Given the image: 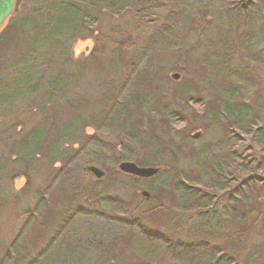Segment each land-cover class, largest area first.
<instances>
[{
    "label": "rangeland",
    "instance_id": "1",
    "mask_svg": "<svg viewBox=\"0 0 264 264\" xmlns=\"http://www.w3.org/2000/svg\"><path fill=\"white\" fill-rule=\"evenodd\" d=\"M28 1L25 12L30 3L37 2ZM137 1L120 0L111 15L94 8L89 28L76 34L68 53L56 55L40 68L41 73L31 82L37 79L38 88L26 95V101L11 105L16 97L4 91V74L8 73L4 67L26 51L32 33L27 29L22 43L5 57L0 52V264H193L191 257L170 251L176 241H189L186 220L193 215L186 214L180 193L172 189V180L177 174L197 180L205 161L215 163L226 156L229 163L233 156L236 164V169L228 172L236 179L228 190L248 175L261 176L255 169L261 156L259 148L250 135L239 133L236 125L251 122L253 129H264V41L257 43L251 27L243 25L232 33L230 50L227 47L216 52L211 49L215 39L227 36L216 18L200 10L181 18L175 13L168 17V7L136 13ZM167 20L171 22L165 42L168 45L152 51L145 59L148 68L139 66L132 81L147 76L152 99L163 97L172 114L171 131L163 138L159 132L157 136L178 147V152L170 153L168 161L139 166L131 159L136 155L146 158L145 152L111 130L86 127L85 133L94 137L92 140L73 148L74 143L65 138L59 147L65 162L72 156L71 148L78 154L58 179L55 167L59 165L50 167L48 157L60 132L71 131L69 124L75 119L96 121L103 110L105 92L114 91L112 87L126 80L131 71L126 63L141 53ZM220 41L223 45L224 40ZM40 53L39 47L28 49L25 55L30 61L25 67L33 70L40 65ZM210 60L224 61L225 72H218L216 67L209 71ZM173 74L179 78L173 80ZM25 82L26 78L20 81ZM51 88L55 89L53 94ZM184 88L191 90L186 100H173L172 93ZM210 101L222 112L220 118L228 110L234 128L227 141L222 139V126L202 113ZM238 107L248 112H238ZM34 130L38 131L33 137L41 138L38 155L31 158L32 148L26 145ZM196 131L202 136L193 140L190 135ZM137 139L143 145L142 133ZM201 150L206 151V158L196 162L194 152ZM249 161L250 173L238 170V165L244 168ZM121 162L157 168L159 172L150 178H133L118 169ZM86 166L97 167L104 176L96 179L84 170ZM204 191L206 196L213 193ZM39 201L41 207L37 206ZM220 204H225L224 197ZM63 221L67 228H62ZM199 258V264H204L203 256Z\"/></svg>",
    "mask_w": 264,
    "mask_h": 264
},
{
    "label": "trees",
    "instance_id": "2",
    "mask_svg": "<svg viewBox=\"0 0 264 264\" xmlns=\"http://www.w3.org/2000/svg\"><path fill=\"white\" fill-rule=\"evenodd\" d=\"M119 1L37 0V2L30 3L28 12H25L29 1L22 0L17 13L8 19L9 21L13 20V22L5 23L4 31L0 29V52H4V57L10 53L11 48L14 50L18 48L22 43L20 39H23L27 29L32 33L29 36L30 45L26 47V51L19 52L20 56L10 59V63L4 67V72L10 73L4 74V91L7 90L6 94L16 97L11 105L17 100L26 101L29 97L26 95L36 92L38 80L36 79L34 83L31 82L37 77L40 68L49 65L56 55L68 53L76 34L78 35L80 31L84 32L87 27L89 28L90 21L88 19H90L94 8L111 15L115 13ZM136 5V13H148L156 11L157 8L165 10L168 7L170 10L168 17H173L176 14L181 18L183 15L188 16L187 13L189 12H196V10L208 13L219 21L222 34H227L225 38L224 36L221 38L224 40L223 45L219 38L215 39L216 43L213 42L211 49L216 52L227 47L229 49L232 33L243 25L251 27L257 43L264 41V0H138ZM168 17L166 18L168 19ZM167 21L156 30L157 33L151 36L141 53L131 57L126 63L131 68L126 80H123L118 87H112L114 91L107 90L105 92L102 98L104 100L103 110L100 111V116L96 121L92 123L90 119H87V123H84L80 119H75L69 124L71 131L68 130V133L60 132L48 157L50 167L59 165L54 166L56 168L55 176L58 179L64 170H68L67 164L78 154L74 151L75 149L71 148L69 152L72 153V156L65 162L62 156L63 151L59 147L65 138L71 141L70 144L74 143L73 148L77 147L76 144L83 146L92 140L94 137H87L88 135L85 133L86 127L92 128L94 131L111 130L138 148L139 152H145L146 156L144 157L146 158H143L142 155H136L131 159L139 166H152L156 161L158 164L168 161L170 153L176 154L178 152L176 149L178 147L173 144L168 145L164 139L160 138L161 136L163 138L165 134L167 136V133L171 131L170 125L172 123V114L165 105L163 97L159 95L157 99L155 97L152 99L153 93L147 88L149 85L147 76H140L135 82L132 81L135 72L139 70V66L143 69L148 68L149 65L146 66L145 63L146 57L156 48L160 46L165 48L168 45L165 42H167V33H171V22L170 20ZM38 47L42 50V53L37 57L41 63L30 70L25 67L30 61L28 58L30 56L25 54L28 49ZM223 62L221 60H216L215 63L208 62L209 71L216 67L218 72H225ZM115 63L113 62V64ZM21 68L24 69L23 74L25 73L26 77L21 75ZM24 78H26V82L20 83ZM18 82L20 84H16ZM11 84L17 85L18 89L13 90ZM109 87L107 88L111 89L110 85ZM54 92L55 89L51 88L50 94ZM190 93L189 88L179 89L172 93V99L177 102L182 101ZM186 103L189 102L186 101ZM4 104L8 103L4 100ZM211 104H213L211 101L207 103L202 113L204 117L206 115L210 117V122L222 126V139L227 141L230 138L232 128H234L228 120V110H225L224 118H220L219 115L222 112L215 110ZM238 108V112L242 110L248 112L245 108ZM252 125L251 122L246 125L240 124L238 127L236 125V130L244 135H250L252 140H255L261 155L256 162L255 169L259 171L261 176L248 175L243 181L236 186L232 185V188L228 190L230 183L236 180L235 178L232 179L228 172L232 168L235 170L236 164L233 156L230 163L226 156L224 160H218L215 163L207 164L208 162L205 161L203 163L205 165L200 167L197 180H186V177H178V174L172 180V189L180 193L179 199L186 214L192 212L193 215L187 219L188 221L186 220L188 226L185 227V230L189 241L184 244L176 241L173 244L174 249L170 251L191 257L193 264H199L202 261L199 258L200 255L203 256L204 264H264V129L262 127L253 129L254 125ZM36 131L38 130L32 131L31 136L28 135L26 146L32 148L28 157L34 154L38 155L41 137H33V133ZM138 133H142L144 136L143 145L137 142ZM157 133L160 134V137L157 136ZM75 138H77L76 143L74 142ZM194 153L196 162L199 158L200 160L206 158V151L204 150ZM14 154L16 157L17 153ZM147 157H152V160ZM174 157L176 158V156ZM250 163L251 161L245 164L247 167L244 168L238 165V170L242 173L248 172ZM133 178L136 177L133 176ZM204 190H211L213 193L206 196L207 191ZM86 191L92 192L90 189ZM226 191L229 192L227 197L224 195ZM73 196L75 197V194ZM147 196L149 195L147 194ZM223 197L225 204L222 206L220 200ZM40 205L41 202L39 201L37 206L41 207ZM193 219L195 221L190 224L189 222ZM61 226L67 228V222L63 221ZM62 228L60 227L59 230ZM50 246L49 243L46 249H49Z\"/></svg>",
    "mask_w": 264,
    "mask_h": 264
},
{
    "label": "water",
    "instance_id": "3",
    "mask_svg": "<svg viewBox=\"0 0 264 264\" xmlns=\"http://www.w3.org/2000/svg\"><path fill=\"white\" fill-rule=\"evenodd\" d=\"M22 0H0V29L5 21L12 15L17 13L21 5ZM173 80H177L179 77L177 74L171 75ZM201 135L200 131H196L190 135V138L197 140ZM118 169L128 175L135 176L137 178H150L157 174L158 169L153 167H139L132 162H121L118 165ZM84 170L92 174L96 179H100L104 176V172L94 166H86ZM143 196H147L143 193Z\"/></svg>",
    "mask_w": 264,
    "mask_h": 264
},
{
    "label": "bare ground",
    "instance_id": "4",
    "mask_svg": "<svg viewBox=\"0 0 264 264\" xmlns=\"http://www.w3.org/2000/svg\"><path fill=\"white\" fill-rule=\"evenodd\" d=\"M146 193V192H145ZM147 194V193H146ZM145 197V196H144ZM147 197V196H146Z\"/></svg>",
    "mask_w": 264,
    "mask_h": 264
}]
</instances>
